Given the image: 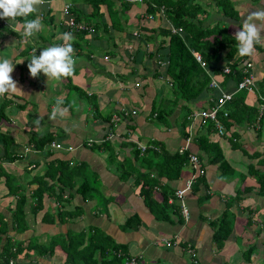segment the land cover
<instances>
[{
    "label": "crops",
    "instance_id": "1",
    "mask_svg": "<svg viewBox=\"0 0 264 264\" xmlns=\"http://www.w3.org/2000/svg\"><path fill=\"white\" fill-rule=\"evenodd\" d=\"M192 1L202 7L204 17L208 16L204 19L208 25L215 24L227 29L228 34L233 38L249 12L264 9V0ZM67 2H73L74 8L84 14L88 15L92 12V5L85 0H45L36 13L27 17L34 19L38 16L43 24L42 31L31 38L22 35L21 25L24 18H17L14 21L5 19V26L12 29L14 34L0 32V59L12 55L10 59L15 66L11 75L23 93L6 94L2 96L3 100L16 99L18 96V98H26L29 104L32 102L35 105L18 107L13 103L11 107L16 108L15 113L10 111L9 113L5 108L9 120L1 123L0 131L9 130L15 144L22 141V147L25 145L30 147L31 152H25L22 147L15 150L23 152L22 159L17 162L27 170L35 169L41 164L46 167L47 161L56 158L68 160L71 164L85 162L87 168L97 174L94 184L98 185V191L102 187V191L107 194L105 197L108 200L107 211L98 207L97 200H85L81 195L75 194L66 205V209L80 206L82 210L80 213L76 211L71 219L64 222H60L56 217L54 223H45L38 219L41 217V212L46 210L39 211L36 216L27 214L28 229L21 234H15L16 239L25 240L37 234L39 240L43 238L45 241L69 229L78 232L97 227L116 242L128 244V253L140 255L141 264H264V195L260 192L255 176L264 169V161H262L264 160V117L260 122L261 114L258 111L253 121L231 120L232 125L226 128L225 134L220 135L216 130L213 132L210 130L208 133L207 124H201L199 120L190 117L195 111L208 108L212 97V95L209 97V93L189 103V111L181 108L183 107L181 101L174 105V98L170 94V80L164 75L153 76L157 67L155 60L157 57L154 59L149 53L152 50L158 52L156 44L153 46L145 41L144 35L141 36L138 27H135L140 15H146L143 2H133L125 11H121L120 3L115 0L123 26L119 34L110 26L109 14L102 12V21L108 26L107 33L97 36L93 31L83 37L79 46L76 44L77 41H74L76 38L72 41L76 60L74 68L76 71L72 76L60 80H47L46 75L41 73L38 78H32L27 65L34 50L36 55H39L44 47L62 44L60 40L66 22L62 9ZM55 12L60 14L58 18L55 17ZM146 20L150 21L151 18ZM161 22L167 28H171L172 24L166 16L162 20L156 19L154 23L159 25ZM230 48L232 49L231 46L222 49L218 60L210 65L208 69L211 71L210 78L215 77L223 90L234 91L236 81L232 79L223 81L225 74L222 73V69L236 59L242 60L241 63L251 62L250 71L255 76V86L253 90H248L244 102L254 107L260 106L264 102L259 97L264 95V46L256 45L252 57H241L236 47L234 56L227 63L225 55ZM216 67H219L220 72L213 73L212 69L216 70ZM69 81L70 84L65 88ZM40 86L41 88L49 86L52 90L58 88L55 92L46 95H55L56 98L63 100L61 105L64 110L63 117L49 118L57 100L53 105H48L44 95L35 94L43 90H38ZM212 90L215 92V97L219 92L217 89ZM16 102L24 103L19 99H16ZM72 106H77L75 109L80 111H90L91 114L82 120L80 117L73 121ZM95 107L99 114H93ZM162 107L166 110L172 108V113L167 115V119L170 117V124L166 122L167 119L163 121L157 117V110ZM35 108L40 115L36 114ZM26 110L28 112H25ZM181 111L183 115L179 117ZM66 116H70L71 119L67 120ZM157 124H160L161 128L156 127ZM33 125L36 126L35 130L42 132L45 126L47 129L45 130L53 134L51 141L58 142L61 147L50 149L51 141L42 149L33 147L28 143ZM163 125L166 127L164 128ZM23 127L25 129H22ZM189 135L190 140L187 139ZM201 135L205 136L208 142L219 145L228 162L224 172L216 164L209 162L210 156L200 143ZM143 136L145 139L142 138ZM90 140H93L92 145L88 143ZM104 140L110 142L118 163L126 157L136 164L133 159L134 150H138L136 142L154 144L152 140L161 142L170 152H179V148L186 146L187 152L198 155L205 167V174L202 175L204 180L194 190L185 194V203L189 210L188 219H183L181 215L177 217L174 213L168 217L155 216L144 204L131 180L119 179L117 163H111L108 150L101 144ZM156 146L159 148L158 144ZM69 147L72 149L69 150ZM95 148L97 151H93ZM47 151L52 154L46 155ZM32 160L39 162L36 165H29ZM15 162H11L10 165ZM9 167L13 170L12 166ZM43 171L45 168L42 173ZM190 173V167L187 165L181 177L169 181V184L174 190L181 188ZM31 178L25 180L17 176L20 182L24 180L29 182ZM2 180L0 179V198L4 197L5 203L0 205V212L8 219L10 213L6 206L15 196L5 195L8 189ZM163 181L167 180L163 179ZM171 199L172 197L168 199L170 204ZM52 203L55 204L54 201ZM60 204L57 203V206ZM55 205H52L51 210L45 208L54 213ZM134 212L139 216L141 225L137 230H122L121 224ZM225 212L231 217V233L221 245H217L213 240L214 222ZM165 238L177 242L166 246L161 242V239ZM58 254L54 258L47 255L43 262L62 264V257ZM19 259L18 263L29 264L28 259L22 257L15 260ZM193 259L197 262L194 263Z\"/></svg>",
    "mask_w": 264,
    "mask_h": 264
},
{
    "label": "trees",
    "instance_id": "2",
    "mask_svg": "<svg viewBox=\"0 0 264 264\" xmlns=\"http://www.w3.org/2000/svg\"><path fill=\"white\" fill-rule=\"evenodd\" d=\"M85 1L92 5L90 14H84L74 8L73 2H70L71 6L68 11L74 17L76 24L84 22L85 27L78 28L75 26L70 28L65 24L62 34L66 32L72 33L74 39L76 38L74 41H77L76 44L79 46L83 37L93 31L97 33V36L107 33L108 26L102 21V12L109 14L110 26H112L114 31L117 34L122 32L123 26L118 16L119 9L115 4V0ZM116 1L120 3L121 11H125L133 3L127 0ZM143 5L144 14L146 15H140L135 27H138L141 36L144 35L143 39L145 41L153 46L156 44L155 47L158 49L157 59H155V50L149 53L157 64L153 76H166L171 83L170 94L174 98L173 104L177 105L181 101L183 105V107L180 105L181 108L184 111H189L190 107L188 104L192 103L193 100L201 98L208 93L210 94L209 97L211 95L214 96L213 88L209 87L211 73H209L208 69H210V65L218 60L219 52L231 46L232 49L230 48L225 55L228 63L236 51V41L228 34L227 29L215 24L208 25L205 22L206 20L204 21L205 17L208 16H203L204 10L202 7L200 8L199 4L191 0H143ZM160 6L167 7V11H165L166 17L171 22V26L181 28L180 33H173L171 28H167L162 22L159 25L154 23L156 19H163L158 10ZM147 18H151V20L148 21L146 20ZM4 21L5 18H0V32L4 31L13 35L14 31L7 28ZM60 42L63 43V40H60ZM151 44H149L150 48H152ZM194 52L201 54L208 68L200 65L194 56ZM158 60L163 61L165 65L158 64ZM241 62L242 60L236 59V61L228 63L230 72L224 75L223 81L232 79L238 83L242 79V69L247 62ZM157 68H159L158 72L156 71ZM212 72H220L219 67H216V70L212 69ZM247 92L248 89H241L235 92L232 99L224 106L228 116L226 118L219 116V118L225 128L232 125L231 120L235 122H250L256 119L261 105L254 107L245 103L244 98H247ZM13 99L15 98H5L2 102L3 106H0V127L2 122L9 120L5 112L6 105L15 103L18 107L25 106V102L19 103ZM171 111L172 108L170 110H166L164 107L158 109V119L166 121L167 115L172 113ZM99 113L95 107L93 114ZM263 117L264 109L259 116L260 122ZM204 124L208 125V128H206L208 133H210V130L212 132L215 131L212 123L206 122ZM52 138V133L32 130L28 136V143L37 149H42ZM199 139L200 143L203 144L204 150L210 156L209 162L216 164L224 172V169H227L228 162L219 145L208 142L203 135ZM152 143L159 145V151L148 149L145 155L141 156L139 151L135 149L133 159L136 164H134L126 157L118 163L110 142L107 143L105 140L101 142L104 148L108 150L111 163H117L116 168L119 179L122 181L131 180L144 204L155 216L160 218L168 217L174 213V215L179 217L181 214L178 210L179 205L177 202L168 203V199L174 197V189L169 184V181L179 179L185 166L188 165L190 167L188 152H170L161 142L152 140ZM14 144V138L10 135L9 130L0 131V179H3L2 183L8 189L5 195H12L11 193L15 192V195H13L15 198L12 199L14 202L10 201L6 206L10 213V218L7 219L0 213V264H9L10 260L20 257L28 259L29 264H45L43 260L47 255L54 258L58 253L62 257V264H124V259L130 254L128 253V244L116 242L110 235L97 227L78 232L69 229L65 233H57L51 236L46 244L38 243L36 238L16 239L15 234H21L28 229L27 214L36 216L39 211L46 210L41 212L39 220L45 223H54L57 217L60 222H64L67 219H71L76 211L78 213L82 211L80 206L66 209V205L75 194L81 195L85 200H97L98 207L104 211H107L108 200L104 197L98 198V185L94 184L97 174L88 169L85 162L71 164L68 160L59 158L47 161L45 171L29 180V183L36 182V186L29 189L28 194L16 191L22 184L20 181L12 183L13 179H15L14 171L6 168L11 162L20 160L23 157V152L15 151ZM90 144L92 145V143ZM45 154L49 156L52 153L47 151ZM38 162V160H32L29 165H36ZM6 163L8 164L7 166H5ZM163 179L167 181L164 182ZM203 180V176L198 177L192 186V190ZM256 180L261 194L264 195V169L259 173L257 172ZM49 197H54L56 204H54V213L45 208L48 203L46 199H49ZM62 200H65L66 204ZM59 202L61 204L57 206ZM140 225L141 220L137 213L134 212L125 218L121 224V229L124 231L137 230ZM214 226L213 240L217 245H221L231 233V217L229 213L225 212L222 214L214 222ZM118 252L121 255H117ZM19 261L20 259L15 260L14 264H20L18 263Z\"/></svg>",
    "mask_w": 264,
    "mask_h": 264
},
{
    "label": "clouds",
    "instance_id": "3",
    "mask_svg": "<svg viewBox=\"0 0 264 264\" xmlns=\"http://www.w3.org/2000/svg\"><path fill=\"white\" fill-rule=\"evenodd\" d=\"M44 2L45 0H0V18L9 21L24 18L21 25L22 35L31 38L42 31L43 24L38 16L34 19H27V17L36 13ZM262 33H264V9L249 12L242 26L234 35L237 51L241 57H252L256 45L264 46V34ZM62 40L63 43L60 45L44 47L39 55H36V50H34L30 63L27 65L32 78H38L41 73L46 75L47 80H60L73 75L76 64L75 50L72 45L74 36L72 33L66 32L62 34ZM156 57H158V52ZM14 66L15 64L10 58L0 59V97L6 94L21 95L23 93L11 75ZM62 104L63 100L58 98L56 107L52 109L49 118L63 117Z\"/></svg>",
    "mask_w": 264,
    "mask_h": 264
},
{
    "label": "built area",
    "instance_id": "4",
    "mask_svg": "<svg viewBox=\"0 0 264 264\" xmlns=\"http://www.w3.org/2000/svg\"><path fill=\"white\" fill-rule=\"evenodd\" d=\"M128 2H143V0H127ZM71 6L70 2H67L64 4L62 12L66 16V22L65 24L69 26L70 28H73L77 26L78 28L85 27L84 22H80L79 24L75 23L74 17L68 12L69 8ZM164 6H160V12L163 13ZM3 19V18H2ZM5 22V21H4ZM171 27V31L173 33H180L181 28H175L173 26ZM194 56L196 57V60L200 63L202 67H206V63L203 60L202 56L198 52H194ZM158 64L164 65L163 61L158 60ZM252 67L251 62L245 63V66L242 69L243 76L242 79L236 84L234 91H225L223 90L222 86L218 82V80L215 77H211L209 82V87L213 89H217L219 93L214 97L212 96L210 98V106L206 109H202L199 111H195L193 114H191V119H197L201 122V124L210 122L214 125L215 130L218 134L223 135L226 132V128L221 122L219 116H222L223 118H226L228 116L227 110L224 108L227 102H229L232 99V96L235 92L241 90V89H248L253 90L255 86V76L250 71ZM230 72V67L225 66L222 69V73L227 74ZM261 99L264 100V95L259 96ZM264 109V103L261 104V108L259 110L260 114H262V111ZM191 134V133H190ZM190 140V135L187 138ZM92 141H88V143H91ZM137 148L141 155H144L148 149L158 150V146L154 144L149 143H138L136 142ZM61 145L56 141H51L49 144V148H60ZM186 146L179 148V153H183L186 150ZM72 149V147H69V150ZM26 152V150H25ZM188 162L191 168L190 175L185 179L184 184L181 188H177L174 190V197L170 200V202L176 201L179 205V211L183 219L187 220L189 217V210L187 208V205L185 203V194L186 192H189L192 190L193 184L196 182L197 178L205 174V167L203 166V163L201 162V159L198 155L192 152H188ZM161 242L165 243L166 245L170 246L175 244L177 241H173V239H161ZM190 252L192 253V249H190ZM117 255H121L120 252L117 253ZM140 255L137 254H129L124 259V264H140ZM193 262L196 263L197 261L193 259ZM9 264H14V260H10Z\"/></svg>",
    "mask_w": 264,
    "mask_h": 264
},
{
    "label": "rangeland",
    "instance_id": "5",
    "mask_svg": "<svg viewBox=\"0 0 264 264\" xmlns=\"http://www.w3.org/2000/svg\"><path fill=\"white\" fill-rule=\"evenodd\" d=\"M192 1V0H191ZM194 3H197V2H194ZM155 6H156V4H154ZM157 7V6H156ZM165 8V7H164ZM200 8H201V6H200ZM158 10H159V14L164 18L165 16H166V14H165V12L164 13H161L160 12V7L158 8ZM164 11H167V7L165 8V10ZM55 17L56 18H58L59 16H60V14L58 13V12H55ZM102 50V49H101ZM9 58H12V55H10L9 56ZM74 71H76V70H74ZM68 80V79H67ZM67 84H70V81H69V83H66V85H65V88H67ZM73 87V86H72ZM40 89H43V90H40ZM58 88H53V90H52V88H50L49 86H44V87H42L41 88V86L38 88V90H40V92H35V94H42V95H44L43 97H45L44 98V100L45 101H47V103H48V105L49 104H51V105H53L54 104V101H56L58 98H56L55 97V95L54 96H50V95H46V93H53V92H55L56 90H57ZM59 89L61 90V88L59 87ZM71 90H74V88H71ZM2 98V99H1ZM16 99H19V100H21V101H24V102H26V104L25 105H31V107H32V104H33V106L35 105V103H28V101H26V98H18V96H17V98ZM16 99H13V100H15L16 101ZM42 99V98H41ZM60 99V98H59ZM2 102H3V97H0V106L2 105L3 106V104H2ZM45 105H47V104H45ZM5 106V105H4ZM5 108L7 109V112H17V110H16V108H12L11 107V104H8V105H6L5 106ZM12 108V109H11ZM53 108H54V106H53ZM66 108L68 109V105L66 106ZM72 108H73V110H72V113L71 114H73L72 116H73V121L75 120V118H79L80 119V117H81V120H82V118L84 119L85 117H89V114H91L90 113V111H86V110H81L80 111V109H75V108H77V106H72ZM32 109V108H31ZM36 109V108H35ZM9 112V113H10ZM25 112H28V110H26ZM30 112H32L33 113V111H30ZM28 113H26V115H27ZM36 114L37 115H40V112H38V110L36 109ZM182 115H183V111H181V112H179V117H182ZM170 117H168V119H167V121L166 122H168V124H170L171 123V121H170V119H169ZM66 119L67 120H69V119H71V117L70 116H66ZM33 120H34V118H33ZM29 122V121H28ZM33 124V123H32ZM44 127V131L43 132H45L47 129L45 128V126H43ZM156 127H158V128H161V125L160 124H157L156 125ZM163 127L165 128L166 127V125H163ZM32 128H33V130H35V128H36V126L35 125H33L32 126ZM163 128V129H164ZM22 129H25L24 127L22 128ZM46 129V130H45ZM38 131V130H37ZM30 134V133H29ZM21 138H22V136H21ZM21 138L19 137V140H21ZM143 139H145V136H143L142 137ZM23 139V138H22ZM23 141H24V139H23ZM22 144H23V142L22 141H20V142H18L17 144H14V148L15 149H20L21 147H22ZM23 149H24V151L26 150V151H28V152H31L32 150L31 149H29L30 147L28 146V145H25V146H23L22 147ZM96 150V148L93 150V151H95ZM97 151V150H96ZM41 161H42V159H41ZM74 161V160H73ZM75 162V161H74ZM8 164L6 163L5 164V166H7ZM9 166H12V169L14 170V177H15V179H13V181H12V183H15V182H19V180L17 179V176L19 177V176H21L22 178H25V180L26 179H29V178H31V177H33L34 175H38V174H41L42 173V170L45 168L42 164L40 165V166H38L37 168H35V169H32V170H27L26 168H25V166H23L22 167V164L20 163V162H15V163H13L12 165H9ZM9 166H7V168H9V170H11L10 169V167ZM13 170H11V171H13ZM16 172V173H15ZM44 172V171H43ZM17 174V175H16ZM33 175V176H32ZM256 176V175H255ZM21 181V186L20 187H18L17 189H16V191H21V192H24L25 194H28V191H29V189H31V188H33V186H36V182H33V183H29V182H27V181ZM100 190H101V194H100ZM103 189H102V187L101 188H99V195H98V198H100V197H106V192H104V191H102ZM12 195L11 196H13V195H15V192L13 191V193H11ZM29 197V196H28ZM4 198V197H3ZM1 199L0 198V205H2V203H5L4 201H5V199ZM53 198V199H52ZM47 201H48V203H47V207L49 208V210H51V207H52V205L54 206V203H52L53 201H54V197H49V199L47 198L46 199ZM63 201V203H65L66 204V202H65V200H62ZM44 203H45V200H44ZM60 203V202H59ZM5 206V205H4ZM1 213V212H0ZM3 215V214H2ZM4 216V215H3ZM5 217V216H4ZM55 221H56V219H55ZM43 233H45V232H43ZM37 237V234L35 235V236H33V237H31L32 239H34V238H36ZM44 239L42 238V239H38V237H37V241H38V243H42V244H46L47 242H48V240L49 239H47V240H45V241H43ZM36 241V240H35ZM164 245H166L165 243H164ZM166 246H168V245H166Z\"/></svg>",
    "mask_w": 264,
    "mask_h": 264
}]
</instances>
